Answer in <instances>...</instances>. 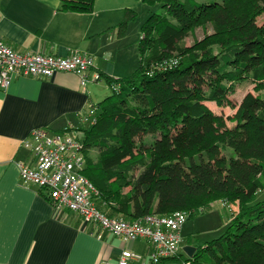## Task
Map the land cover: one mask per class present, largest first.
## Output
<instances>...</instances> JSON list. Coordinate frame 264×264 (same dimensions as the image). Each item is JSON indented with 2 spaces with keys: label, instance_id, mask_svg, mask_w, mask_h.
I'll list each match as a JSON object with an SVG mask.
<instances>
[{
  "label": "trees",
  "instance_id": "obj_1",
  "mask_svg": "<svg viewBox=\"0 0 264 264\" xmlns=\"http://www.w3.org/2000/svg\"><path fill=\"white\" fill-rule=\"evenodd\" d=\"M142 1L164 13H150L141 27L140 65L130 76L105 77L113 95L81 128L96 206L132 222L237 203L227 230L196 244L187 263L264 264V94L248 92L227 119L206 104L227 101L244 80L264 90V0ZM94 4L61 0V10L91 13ZM135 18L127 9L121 34ZM208 24L213 32L188 46Z\"/></svg>",
  "mask_w": 264,
  "mask_h": 264
},
{
  "label": "crops",
  "instance_id": "obj_2",
  "mask_svg": "<svg viewBox=\"0 0 264 264\" xmlns=\"http://www.w3.org/2000/svg\"><path fill=\"white\" fill-rule=\"evenodd\" d=\"M132 8V0H95L91 13H74L62 11L61 0H0V42L21 53L66 56L79 50L95 60L84 85L78 74L59 72L45 79L15 76L0 91V264H118L124 249L148 256L146 240L124 243L76 212L56 211L44 190L20 177L21 166L36 167L25 146L33 130L70 127L83 139L81 128L90 125L83 116L106 97L99 82L133 70L137 41L128 43L129 24L124 34L119 31ZM185 234L182 227V239ZM184 247L178 258L159 264H188Z\"/></svg>",
  "mask_w": 264,
  "mask_h": 264
},
{
  "label": "built area",
  "instance_id": "obj_3",
  "mask_svg": "<svg viewBox=\"0 0 264 264\" xmlns=\"http://www.w3.org/2000/svg\"><path fill=\"white\" fill-rule=\"evenodd\" d=\"M94 68V58L79 50L66 56L44 52L21 53L0 42V91H6L15 76L45 79L52 78L59 72L78 74L84 85L87 73ZM94 79L101 80V75L96 73ZM82 121L94 123V107L83 116ZM25 146L34 152L36 167L21 166V180L44 190L56 211L76 212L87 223L111 232L124 243L139 239L148 242V256L124 249L118 264H159L179 255L181 230L188 219L187 213L179 211L169 216L148 215L131 222L109 217L97 208L94 198L98 191L83 174L84 142L77 130L66 127L61 132L51 133L45 128H37L31 132ZM222 205L232 211L226 202Z\"/></svg>",
  "mask_w": 264,
  "mask_h": 264
},
{
  "label": "rangeland",
  "instance_id": "obj_4",
  "mask_svg": "<svg viewBox=\"0 0 264 264\" xmlns=\"http://www.w3.org/2000/svg\"><path fill=\"white\" fill-rule=\"evenodd\" d=\"M132 5V10L136 13V18L129 22L127 40L128 43H132L134 47L136 41L137 45L139 44L142 37L141 27L147 20L150 13L161 14L164 13V9L161 4H157L154 7H148L142 0H132ZM212 32L213 29L209 24L204 27H197L187 38V45L192 46L195 41L203 39L206 34H211ZM132 63L135 65L133 70L129 73V76L131 73H134L140 65L139 53L137 56H133ZM99 84L107 91L104 99L113 95V90L108 85L106 80L99 82ZM248 92L264 94V90L262 92L256 90V84L249 80H244L233 84L232 92H229L227 101L223 103L207 102L206 104L216 115L223 116L227 119L235 114L237 106ZM227 125L229 128H233L235 123L227 121ZM145 140L149 144L152 142L153 137L148 136ZM225 154L227 156L233 155L228 149L225 151ZM263 198L264 193L259 195L258 200ZM222 203V201H216L212 203L211 207L206 209L203 213L187 219L183 225L184 233L187 232V234H185L181 241L182 246H191L189 243L205 244L219 238L227 230L232 211H230V209L226 206H223ZM231 208L236 211L238 209L237 203H233Z\"/></svg>",
  "mask_w": 264,
  "mask_h": 264
},
{
  "label": "water",
  "instance_id": "obj_5",
  "mask_svg": "<svg viewBox=\"0 0 264 264\" xmlns=\"http://www.w3.org/2000/svg\"><path fill=\"white\" fill-rule=\"evenodd\" d=\"M197 248L195 246H185L184 252L187 254L189 258H192L196 252Z\"/></svg>",
  "mask_w": 264,
  "mask_h": 264
}]
</instances>
